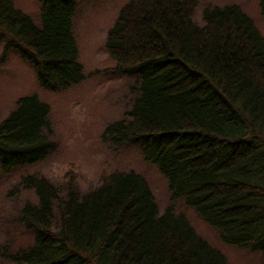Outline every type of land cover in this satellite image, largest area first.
<instances>
[{"label":"trees","instance_id":"16d2710c","mask_svg":"<svg viewBox=\"0 0 264 264\" xmlns=\"http://www.w3.org/2000/svg\"><path fill=\"white\" fill-rule=\"evenodd\" d=\"M40 23L0 0V42L34 64L39 82L67 90L85 80L73 33L76 0H39ZM264 16V0L260 1ZM196 0H129L107 34L114 70L136 78L121 120L103 132L110 144L137 146L183 200L229 246L264 254V36L239 6ZM50 105L20 98L0 121L3 171L34 165L55 148ZM20 185L37 196L20 220L34 232L14 264H229L182 213L160 212L136 172L104 174L80 194L46 177ZM55 207L59 225L54 228Z\"/></svg>","mask_w":264,"mask_h":264},{"label":"rangeland","instance_id":"374dc122","mask_svg":"<svg viewBox=\"0 0 264 264\" xmlns=\"http://www.w3.org/2000/svg\"><path fill=\"white\" fill-rule=\"evenodd\" d=\"M16 8L40 23L39 0H12ZM129 0H76L73 18L79 62L84 68L85 80L67 90L43 86L34 64L19 52L6 49L0 42V121L12 112L20 98L37 95L50 105V138L54 150L42 161L10 172L3 171L0 162V264H14L3 256L4 252L26 249L34 242V232L27 231L21 220V210L37 202L33 191L20 185L22 176L46 177L66 194L67 184L74 179L80 194L96 188L102 175L113 172H136L148 182L159 210L173 208L184 214L195 230L214 248L220 250L229 264H264V254L224 244L218 232L203 222L183 200L171 199L167 179L156 166L144 160L137 146H115L103 138L108 124L121 120L129 110L135 96L136 78L114 70L115 60L106 49L107 34L114 25L120 9ZM193 21L203 25L206 8L239 6L264 36V16L261 0H196ZM55 209L54 228L59 225V212Z\"/></svg>","mask_w":264,"mask_h":264}]
</instances>
